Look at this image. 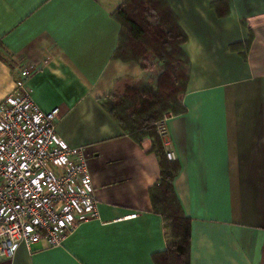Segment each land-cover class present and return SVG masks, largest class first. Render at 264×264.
I'll return each instance as SVG.
<instances>
[{
  "label": "crops",
  "instance_id": "1",
  "mask_svg": "<svg viewBox=\"0 0 264 264\" xmlns=\"http://www.w3.org/2000/svg\"><path fill=\"white\" fill-rule=\"evenodd\" d=\"M124 1L0 0V103L17 64H33L29 92L42 111L58 108V137L83 147L99 213L62 244L21 243L0 264H155L167 248L149 197L159 176L151 140H132L103 105L143 73L113 57ZM216 1L167 0L191 72L164 144L180 164L173 189L191 220L189 264H264V0H225V16Z\"/></svg>",
  "mask_w": 264,
  "mask_h": 264
},
{
  "label": "built area",
  "instance_id": "2",
  "mask_svg": "<svg viewBox=\"0 0 264 264\" xmlns=\"http://www.w3.org/2000/svg\"><path fill=\"white\" fill-rule=\"evenodd\" d=\"M34 69L17 64L14 88L0 103V260L12 259L21 243L58 246L99 217L83 147L58 137V108L42 111L29 92L26 78ZM165 121L156 124L163 143Z\"/></svg>",
  "mask_w": 264,
  "mask_h": 264
},
{
  "label": "trees",
  "instance_id": "3",
  "mask_svg": "<svg viewBox=\"0 0 264 264\" xmlns=\"http://www.w3.org/2000/svg\"><path fill=\"white\" fill-rule=\"evenodd\" d=\"M213 6L219 16L228 14L225 0ZM113 17L120 25L113 57L138 62L143 73L125 82L121 92H108L103 105L132 140L140 142L148 137L157 155L159 176L148 190L152 211L164 222L167 248L152 254L153 262L189 264L191 220L184 215L173 189L180 164L167 159L156 126L170 116L185 113L182 97L191 63L182 46L188 38L167 0H125L113 11ZM241 46L234 44L231 49ZM153 69L156 71L150 80L148 72Z\"/></svg>",
  "mask_w": 264,
  "mask_h": 264
},
{
  "label": "rangeland",
  "instance_id": "4",
  "mask_svg": "<svg viewBox=\"0 0 264 264\" xmlns=\"http://www.w3.org/2000/svg\"><path fill=\"white\" fill-rule=\"evenodd\" d=\"M155 64V63H154ZM157 69V68H156ZM155 69H153V70H149V72L148 73H150L151 74V77H150V80L152 79V77H153V75H154V73H155ZM123 85H121L120 83L116 86V88H114V92H121L122 90H123Z\"/></svg>",
  "mask_w": 264,
  "mask_h": 264
}]
</instances>
